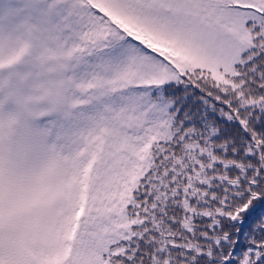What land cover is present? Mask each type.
<instances>
[{
	"label": "snow or ice",
	"instance_id": "obj_1",
	"mask_svg": "<svg viewBox=\"0 0 264 264\" xmlns=\"http://www.w3.org/2000/svg\"><path fill=\"white\" fill-rule=\"evenodd\" d=\"M0 264H264V0H0Z\"/></svg>",
	"mask_w": 264,
	"mask_h": 264
}]
</instances>
